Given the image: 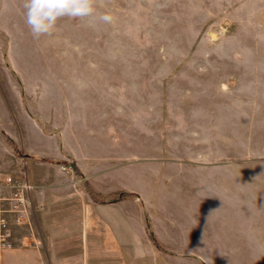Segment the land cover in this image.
<instances>
[{"label":"rangeland","instance_id":"374dc122","mask_svg":"<svg viewBox=\"0 0 264 264\" xmlns=\"http://www.w3.org/2000/svg\"><path fill=\"white\" fill-rule=\"evenodd\" d=\"M97 8L115 22L92 28L65 18L51 36L34 39L23 0H0V76H21L48 94L68 87L147 92L152 138L175 140L168 157L224 172L232 188L234 177L245 175L246 195L233 197L246 211L232 215L261 234L247 243L244 260H180L150 237L152 244H129V261L113 263L264 264V0H97ZM163 106L166 122L159 126ZM62 167L74 176L73 186L81 182L72 162ZM84 206L82 191H61L49 205L44 198L33 203L40 221L31 233L36 247L40 237L46 241V249L39 246L44 264L96 263L84 258L93 255L95 231L94 212Z\"/></svg>","mask_w":264,"mask_h":264},{"label":"crops","instance_id":"0c3cea01","mask_svg":"<svg viewBox=\"0 0 264 264\" xmlns=\"http://www.w3.org/2000/svg\"><path fill=\"white\" fill-rule=\"evenodd\" d=\"M45 89L28 85L21 76H0V185L26 173L35 187L33 203L44 198L48 205L61 191H82L83 211L94 212L95 230L93 255L84 258L95 264L129 261L133 252L125 249L138 242L152 244L150 229L180 260L247 258V243L261 234L257 225L232 215L246 211L233 197L246 195L245 175L235 176L232 188L224 172L168 157L166 148L176 141L152 138L156 127L147 92H72L68 87L48 94ZM162 111L159 126L166 122L165 106ZM151 139L158 143L151 147ZM67 160L80 172L76 186L62 167ZM86 184L100 201L86 192ZM120 192L132 196L114 202ZM226 198L234 202L225 203ZM39 218L36 211L33 223ZM31 235V227L14 225L0 264H44L39 246L45 248L46 241L40 237L36 247L38 240L33 244ZM84 236L87 244L86 231Z\"/></svg>","mask_w":264,"mask_h":264},{"label":"clouds","instance_id":"9594fccd","mask_svg":"<svg viewBox=\"0 0 264 264\" xmlns=\"http://www.w3.org/2000/svg\"><path fill=\"white\" fill-rule=\"evenodd\" d=\"M25 24L34 39L51 36L58 22L67 18L95 28L97 21L113 24L110 12H99L97 0H23Z\"/></svg>","mask_w":264,"mask_h":264},{"label":"built area","instance_id":"2783aa9c","mask_svg":"<svg viewBox=\"0 0 264 264\" xmlns=\"http://www.w3.org/2000/svg\"><path fill=\"white\" fill-rule=\"evenodd\" d=\"M35 187L28 181L26 173L21 180L7 177L0 185V254L10 247L12 227L26 225L32 227L35 209L32 193ZM32 243L36 237L31 235Z\"/></svg>","mask_w":264,"mask_h":264},{"label":"trees","instance_id":"16d2710c","mask_svg":"<svg viewBox=\"0 0 264 264\" xmlns=\"http://www.w3.org/2000/svg\"><path fill=\"white\" fill-rule=\"evenodd\" d=\"M11 144L13 145L12 142H11ZM13 148H14V150H15L16 153L20 154V152L17 150V148H16L15 146H13ZM76 170H77V169H76ZM85 186H86V189L89 191L90 195H91L94 199H96V201H97L98 198L96 197V195H95L94 191L91 189V187H90L88 184H86ZM129 196H132V194H127V193H124V192H120V193H117V194L115 195L113 201H114V202H115V201H119V200H121V199H123V198H126V197H129ZM150 237H151L152 241L155 242V243L157 244L156 239H155V237H154V235H153L152 233H150Z\"/></svg>","mask_w":264,"mask_h":264}]
</instances>
